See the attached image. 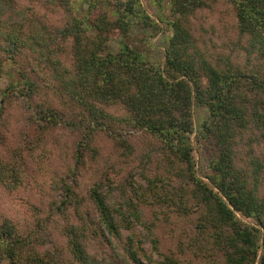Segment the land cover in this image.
Wrapping results in <instances>:
<instances>
[{
	"label": "trees",
	"instance_id": "1",
	"mask_svg": "<svg viewBox=\"0 0 264 264\" xmlns=\"http://www.w3.org/2000/svg\"><path fill=\"white\" fill-rule=\"evenodd\" d=\"M218 2L231 10L244 61L193 34L190 18ZM30 5L61 12L60 24ZM169 12L156 21L141 0H0V80L6 65L15 72L0 91V185H25V154L50 142L68 154L50 204L65 216V243L50 240V217L39 218L38 207L20 223L0 216V264H154L123 236L133 228L103 193L115 166L136 157L135 135L151 141L165 168L137 189L122 186L121 199L144 229L153 233L155 220L167 227L170 246L151 240L159 264H264V0H169ZM164 32L156 61L154 40ZM112 34L121 40L115 52ZM194 105L208 110L195 139L203 176ZM16 108L27 128L11 145ZM101 157L114 163L104 167ZM136 202L158 212L147 220Z\"/></svg>",
	"mask_w": 264,
	"mask_h": 264
},
{
	"label": "rangeland",
	"instance_id": "2",
	"mask_svg": "<svg viewBox=\"0 0 264 264\" xmlns=\"http://www.w3.org/2000/svg\"><path fill=\"white\" fill-rule=\"evenodd\" d=\"M141 1L148 15L156 21L161 15H169L170 13L169 0H161L160 6L157 1ZM30 7L33 8L36 15L48 25L58 26L60 24L63 17L61 12L57 11L55 13H48L33 5H30ZM85 8V5H80L74 11L75 16L82 17ZM190 24L195 37H197L202 44L206 45L210 51L218 54H230L234 60L244 61L241 54L238 52L240 46L238 44V37L235 30V20L231 10L228 9L226 5L218 2L210 8H203L196 11L190 18ZM162 26L164 28V25ZM168 35V32L161 33L154 40L155 50L152 57L154 60H163V53L167 45ZM120 42V38L117 35L112 34L107 45L108 50L112 52L118 51ZM14 74V70L12 68L9 69V65H6L5 75L3 76V79L0 80V91L4 89L10 80L15 78ZM20 112L21 111L17 108L10 112V132L8 133L10 141L8 139V142L11 143V145H14L17 142V134L21 130L27 128L25 123L22 122ZM192 114L195 130L192 135L194 158L198 174L203 176L204 170L202 167L205 161L204 150L201 144L196 143L195 139L200 124L208 118V110L204 107L194 105L192 108ZM48 138L49 137H47V139ZM131 142L136 147V157L133 159L132 157H129L124 160L127 163L115 166V169H113L114 172L111 173L109 181L106 180L104 182L106 188H103V193L109 207L111 209H121V212L127 221L126 226H128L130 222V226L133 228L132 232L127 230L122 231L121 233L123 236L128 234L131 235L135 248L137 250H140L141 248L142 256L148 257L154 262V264H159L160 260L158 252L154 249L151 240L157 236L161 240L160 248L170 246L167 236L168 229L165 226L159 227L158 229V220H155L157 225L153 229L154 234L151 233V228L148 231L139 225V220L132 218L128 214V209L123 205L121 188L122 186L129 188L132 186L137 189L139 184L144 186L146 178L152 179L158 177V174L164 172L165 167L163 166L162 157H160L155 150L149 148L151 145L148 144H151V141L135 135V138H133ZM51 143L52 142H50L49 146L47 145L44 152H41V150L38 149V153L36 152L34 156L33 154H25V168L28 169V175L26 178L27 182L25 185L19 187L16 191H7L0 185V216L20 223L26 219L30 220L31 208L33 206L36 208L38 207L41 211L38 216L39 218L50 217L48 219L51 221L48 228V237L60 247L65 243L61 233L62 227L66 224V219L63 214L59 213V211L54 212L52 207H50V204L58 198V193L53 190V182L54 180L56 181L58 177L62 176L64 172V168L62 169L65 162L64 156L66 158V155L68 156V154L64 148L61 152L60 150H57L58 146H54L53 144L51 147ZM65 145L68 147L71 146L69 142ZM107 151L111 152L113 150L109 148ZM141 154H143L142 158H140ZM40 155L42 157H40ZM65 160L67 162V159ZM108 160L101 157L99 164L106 167L114 163ZM90 172L92 171L89 170V172H87L86 177H90ZM107 182H110L111 187H107ZM127 191H129V189H127ZM138 205L140 209L142 208L147 220L152 217L151 212H158V209H156L157 206H150L142 202L141 204L138 203ZM35 215L37 214H34L32 219L35 218ZM145 218H143L144 222ZM122 224L124 225V221ZM48 246L49 245H46L45 248H48ZM91 250L96 249L93 247Z\"/></svg>",
	"mask_w": 264,
	"mask_h": 264
}]
</instances>
